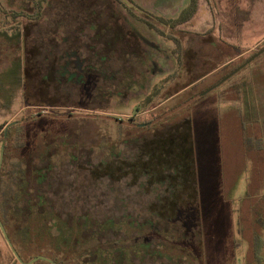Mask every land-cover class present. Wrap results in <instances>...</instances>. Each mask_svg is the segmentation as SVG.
Returning <instances> with one entry per match:
<instances>
[{"label": "rangeland", "instance_id": "1", "mask_svg": "<svg viewBox=\"0 0 264 264\" xmlns=\"http://www.w3.org/2000/svg\"><path fill=\"white\" fill-rule=\"evenodd\" d=\"M37 1L0 0V157L6 128L43 113L22 123L21 140L11 128L0 171L9 189L0 197V216L21 258L264 264V246L262 261L253 254L255 218L264 216V51L252 59L264 48V0H199L191 20L163 26L181 40L180 51L117 0H40L46 15L30 24L27 38L25 23L15 21L10 9ZM123 1L156 19L178 17L189 0ZM32 43L38 45L33 56L51 71L47 78H55L39 95L32 89L26 95V46ZM170 75L167 87L142 108L152 87ZM186 101L191 104L164 124L146 127ZM183 117L194 129L197 202L190 183H179L186 172L183 180L172 175L179 183L172 192L168 172L158 182L133 165L145 159L141 135L151 139L153 130L170 129ZM114 161L119 168L111 169L113 176L95 172ZM23 182L26 195L17 200L14 192ZM0 264H23L1 227Z\"/></svg>", "mask_w": 264, "mask_h": 264}, {"label": "trees", "instance_id": "2", "mask_svg": "<svg viewBox=\"0 0 264 264\" xmlns=\"http://www.w3.org/2000/svg\"><path fill=\"white\" fill-rule=\"evenodd\" d=\"M120 7L123 9H128V13L134 17L135 20L141 21L145 23L149 28L157 31L162 36H166L167 38L175 41L177 43L178 50H182L183 46L181 44V40L177 37H173L172 35H168L166 31L163 29V26H170L171 28H176L178 25L184 24L191 20L195 14L198 11L199 6V0H189L188 4L182 9L180 15L176 18H165L163 16H156V19H152L151 17H148L146 15H141L139 12L134 10V6L128 5L126 1L123 0H117ZM132 2V1H131ZM119 8V15H126L123 12V9ZM49 8V7H48ZM133 8V9H132ZM10 13L15 19V21H22L25 23L26 28V35L27 38L29 36L30 32V24H37L40 23L44 18L43 15H46V10L44 11V8L42 6L41 1H37V5L35 7H32V5H25L24 8L21 10H18L16 8L10 9ZM29 10L31 12H29ZM33 10V11H32ZM113 10V9H112ZM115 11V10H114ZM117 11V12H118ZM113 14V13H112ZM152 15L151 13H149ZM153 16V15H152ZM128 17V16H126ZM119 19V18H118ZM126 18H124V21ZM133 33V32H132ZM26 46V68H25V83H26V95L30 93V90H34V93L39 95L40 93H44V91L47 89V87L50 86V84L54 81L51 78H47L48 74L51 73V71H44L42 61H39V59H36L35 56H33L36 52L35 49H37L38 45L35 43H32V45ZM259 51V50H258ZM257 52V51H256ZM255 52V53H256ZM185 54V51H184ZM183 56V55H182ZM35 57V58H33ZM179 64L181 66L182 59L178 55ZM40 62V63H39ZM36 63L40 64L39 67H37ZM35 65V66H34ZM35 67V72H33ZM46 68V65H45ZM47 70V69H46ZM209 72H203L198 76H194L192 80L189 82L191 85L192 83L202 79L204 76H206ZM174 77V75L167 76L163 78L159 83H156L152 89L147 93L144 99L141 101L142 108L147 107L150 103L155 100V98L158 96L160 91L167 87L171 79ZM149 81L144 85V89L149 86ZM188 85V86H189ZM40 102H49V100L42 98ZM191 104V101H186L175 108H172L169 110L170 112L158 114L149 121L146 122V127H151L152 125H162L164 124L167 118L172 116L174 113H177L178 111L182 110L185 106ZM140 108V107H139ZM43 113H37V114H30L28 115V118L23 119L22 121L17 122L16 125H12V127L15 128V134L17 137V140H21L24 135V125H22L23 122L32 121L39 119L40 116H42ZM50 114V113H48ZM71 114H68L69 116ZM101 118L109 119L112 121H117L118 123H124V119L118 118L116 116L111 115H97ZM130 120H134V117H130ZM123 125V124H122ZM170 129H167L163 132H156L153 130L152 134L153 137L151 139L144 138L141 135L139 139L144 140L143 146L141 148V152L145 155V159L141 160L142 157L136 159V163H133L134 166H139L144 171V176L148 177L149 179L153 176L156 179H159L158 182H163L161 175H164L166 172H168L167 176H171L167 178V182L170 183V190L174 192L177 188V186L180 185L184 186L185 182L190 183L191 190L190 195L193 197V199L197 202L199 200V192H198V172L196 167V151H195V140H194V129H193V123L192 119L190 117H183L177 121H174L171 124H168ZM11 126L3 132L2 138L4 140H9V135H12V128ZM161 128V127H160ZM158 130V129H156ZM156 132V133H155ZM143 137V138H142ZM1 138V139H2ZM20 144V143H19ZM6 152H4L5 154ZM141 153V154H142ZM118 160V159H116ZM115 162V163H114ZM113 163L111 162H102L100 163V168L95 169V172L98 173V175H102V173H107L110 176H113V173L111 169H114L116 166L119 168V165L116 161ZM142 162V163H141ZM114 167V168H113ZM3 168V167H2ZM118 168H115L114 171H117ZM187 175L186 179L183 178V174ZM172 175L175 176H182V182L177 183V179L173 178ZM2 180L0 178V197L1 195H5L7 197V191L9 189H5L2 186ZM184 183V184H183ZM183 184V185H182ZM26 183H21L16 191L14 192V198L18 200V198H21L26 195ZM43 202V201H42ZM50 213V211H48ZM40 213L39 216H43L45 213ZM52 215L53 212H51ZM200 220V216H199ZM5 227L7 225L6 221H3ZM27 227V226H26ZM7 229V228H6ZM10 233L8 232V235ZM23 236V233L20 234ZM15 239V237H14ZM261 247H257V256L262 257L261 254ZM36 256V255H35ZM35 256L30 258L29 260L33 259ZM27 260V261H29Z\"/></svg>", "mask_w": 264, "mask_h": 264}, {"label": "flooded vegetation", "instance_id": "3", "mask_svg": "<svg viewBox=\"0 0 264 264\" xmlns=\"http://www.w3.org/2000/svg\"><path fill=\"white\" fill-rule=\"evenodd\" d=\"M186 53V51H185ZM256 225L258 226L257 228H259V231H254V242H253V254L256 257V260L258 261H262V257L260 255V257L257 256V247L260 246L262 249V246H264V236L262 235L263 230H264V216L259 215L255 218V228ZM236 246H239L238 242H235ZM107 250V248H102L101 251L102 253ZM97 251H99V249H97ZM119 252V251H118ZM121 254V252H120ZM98 258V256L96 255V259ZM126 259V256H125ZM54 260V259H52ZM122 260H124V257H122ZM55 262H57L58 264H68L70 261L73 262V264H75V261L72 257H70V255H63V257L61 259L58 260H54ZM48 264H51L49 261H47Z\"/></svg>", "mask_w": 264, "mask_h": 264}, {"label": "water", "instance_id": "4", "mask_svg": "<svg viewBox=\"0 0 264 264\" xmlns=\"http://www.w3.org/2000/svg\"><path fill=\"white\" fill-rule=\"evenodd\" d=\"M264 51V48L262 50H260L255 56L252 57V59H254L258 54L262 53ZM251 60H249L250 62ZM246 64H243L241 67H239L238 69H236V71H238L240 68L244 67ZM236 71H234L233 73H235ZM16 123V122H15ZM6 131H7V128H6ZM4 148H5V140L3 142V145H2V151H1V157H0V171H1V167H2V162H3V157H4ZM0 227L5 235V237L7 238L13 252L15 253L16 257L18 258V260L23 263V264H33L34 262L40 260V259H44L46 261H49L51 264H58L57 262H55L54 260L52 259H49V258H46L45 256H37V257H34L33 259L29 260V261H24L19 252L17 251V249L13 246V242L11 241V239L9 238V235H8V232H7V229L1 219V216H0Z\"/></svg>", "mask_w": 264, "mask_h": 264}]
</instances>
